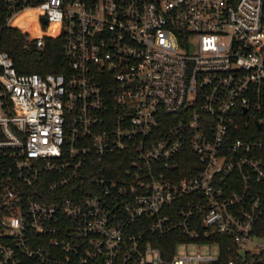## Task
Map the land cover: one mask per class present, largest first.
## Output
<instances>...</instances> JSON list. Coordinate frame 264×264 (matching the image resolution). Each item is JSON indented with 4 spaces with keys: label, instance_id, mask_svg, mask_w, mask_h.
<instances>
[{
    "label": "built area",
    "instance_id": "1",
    "mask_svg": "<svg viewBox=\"0 0 264 264\" xmlns=\"http://www.w3.org/2000/svg\"><path fill=\"white\" fill-rule=\"evenodd\" d=\"M63 71L0 49V264H264V0H0ZM46 18V21L43 20ZM178 232L164 256L152 236ZM218 244L177 253L180 242Z\"/></svg>",
    "mask_w": 264,
    "mask_h": 264
},
{
    "label": "trees",
    "instance_id": "2",
    "mask_svg": "<svg viewBox=\"0 0 264 264\" xmlns=\"http://www.w3.org/2000/svg\"><path fill=\"white\" fill-rule=\"evenodd\" d=\"M3 17L0 18V49H5L13 59L17 71H40L45 72L63 71L66 69V59L62 53V37L57 35H45L41 48H36L25 37V34L13 25H2ZM183 238L178 232H172L162 236H152V242L159 245L164 256L174 251L175 245ZM221 248L216 259L203 262L202 264H227L232 255L228 248L230 240L220 235ZM239 264V263H237Z\"/></svg>",
    "mask_w": 264,
    "mask_h": 264
},
{
    "label": "rangeland",
    "instance_id": "3",
    "mask_svg": "<svg viewBox=\"0 0 264 264\" xmlns=\"http://www.w3.org/2000/svg\"><path fill=\"white\" fill-rule=\"evenodd\" d=\"M200 251L202 253L214 254L218 251V244L215 242L212 243H196L193 241L190 242H180L176 246L177 253L184 252H197ZM194 264L196 262L194 261Z\"/></svg>",
    "mask_w": 264,
    "mask_h": 264
},
{
    "label": "water",
    "instance_id": "4",
    "mask_svg": "<svg viewBox=\"0 0 264 264\" xmlns=\"http://www.w3.org/2000/svg\"><path fill=\"white\" fill-rule=\"evenodd\" d=\"M44 21H46V18H43Z\"/></svg>",
    "mask_w": 264,
    "mask_h": 264
}]
</instances>
